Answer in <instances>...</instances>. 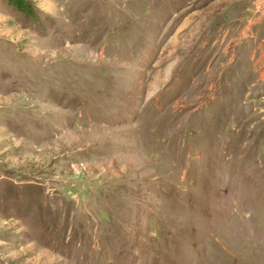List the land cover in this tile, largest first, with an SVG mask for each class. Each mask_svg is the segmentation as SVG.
I'll list each match as a JSON object with an SVG mask.
<instances>
[{
  "label": "rangeland",
  "instance_id": "obj_1",
  "mask_svg": "<svg viewBox=\"0 0 264 264\" xmlns=\"http://www.w3.org/2000/svg\"><path fill=\"white\" fill-rule=\"evenodd\" d=\"M0 264H264V0H0Z\"/></svg>",
  "mask_w": 264,
  "mask_h": 264
}]
</instances>
